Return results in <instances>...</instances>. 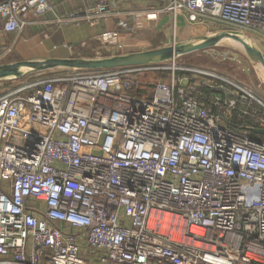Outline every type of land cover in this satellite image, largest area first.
I'll return each mask as SVG.
<instances>
[{
    "label": "built area",
    "instance_id": "2783aa9c",
    "mask_svg": "<svg viewBox=\"0 0 264 264\" xmlns=\"http://www.w3.org/2000/svg\"><path fill=\"white\" fill-rule=\"evenodd\" d=\"M88 1L54 24L95 27L124 0ZM154 1L173 24L207 18L264 37V0ZM53 10L0 0V38L14 35L0 65L29 18ZM157 17L118 28L131 35ZM156 70L71 71L0 96V264H264V142L226 115L258 129L264 118L249 119L239 85L210 73L140 97V78Z\"/></svg>",
    "mask_w": 264,
    "mask_h": 264
},
{
    "label": "rangeland",
    "instance_id": "374dc122",
    "mask_svg": "<svg viewBox=\"0 0 264 264\" xmlns=\"http://www.w3.org/2000/svg\"><path fill=\"white\" fill-rule=\"evenodd\" d=\"M57 1L60 0H54V2ZM62 1H64V3H68L71 0ZM88 2L94 3V0H89ZM70 3L71 2H69V6ZM81 3L69 7L70 12L74 13L78 10H81ZM57 10L61 11L59 8H57ZM182 23L183 22L181 21V26L180 22L175 23L176 30L174 29L173 22H169V24L166 25L162 30L147 27L148 29L143 28L138 32L135 31L131 35L128 34L126 31L119 29L117 25H115V23L112 21L105 23L101 27V31H98V33L95 35H92L93 33L91 32L95 31V29L93 27L87 26L85 23L74 24L69 22L68 24L60 23L55 26H58V29H63L62 31L64 33L67 31L71 35L73 34V32L71 31H74L78 28L81 29L77 35L78 40L80 41L77 46H73L68 42H64L61 44L62 47H59L71 53V57L67 59H105L136 52H144L159 48L171 47L177 44L195 45L202 42L203 39L213 37L216 34H229L234 38L238 37L240 40L243 41L244 44L249 47H255L264 56V37L261 35L253 33L246 29L235 27L227 23L207 18H201L200 20L191 22V24H186V26L184 25V30L182 29ZM67 25H72L73 28ZM112 27L113 29H111ZM63 32L60 33V37H62ZM106 33H117L119 38L106 42L104 39H102L103 34ZM100 50H104L103 53H101L102 56H94V52ZM11 56L12 53L9 54V56H6L4 58L3 63L7 64L9 62H13V60H10ZM44 60L46 59L30 61L18 59V61L16 62H32ZM152 65H154V67L158 68L159 70L147 73L146 75L140 78V82L156 81L170 83L172 78L174 77L175 80H183V83H186V81L189 82L188 80L192 81L194 79L196 83L204 84L207 83V81H205L206 78L201 75V73H210L218 78L217 80L212 79L217 84H220L221 80L219 79L222 78V80L224 79V81H229L231 83L239 85V88L242 92H239V95L243 94V96L246 97L249 101H237V108L244 109L245 111L252 110L254 113L257 114V116H249V119H253V116L257 118L261 116L264 118L263 76L260 75L257 69L253 66V62L251 61V59H249V57L246 56L245 53H242L241 51L237 50L236 47L231 46V44L215 45L208 49H204L190 54L179 55L174 58L164 60L158 64ZM22 71L23 73H25L27 70ZM71 71H78L81 73L102 72V70L79 71L68 70L64 68H53L45 72H34L32 74L24 75L21 74L18 78L0 80V96L3 95L9 88L22 84L25 81L27 83H31L33 80L47 79L53 75H65ZM150 74H152V76L147 77ZM200 89L201 86L199 87V93H201ZM203 93L204 92H202L201 94ZM203 95L206 96L207 94ZM237 100L240 99L238 98ZM233 112L236 111L234 110L230 112L229 116L226 115V118L229 120V122H232L235 119L233 118L235 117V114Z\"/></svg>",
    "mask_w": 264,
    "mask_h": 264
},
{
    "label": "crops",
    "instance_id": "0c3cea01",
    "mask_svg": "<svg viewBox=\"0 0 264 264\" xmlns=\"http://www.w3.org/2000/svg\"><path fill=\"white\" fill-rule=\"evenodd\" d=\"M82 1L71 0L69 1L71 2L69 6V2L64 3V1L62 0L54 2V0H50V2L54 7L53 13L35 19L33 17L29 18L30 20L34 21L33 23L35 24L30 26L27 29L26 33L23 35V37L17 41L12 51V56L10 60L16 62L18 61V59L24 61L26 60L30 61V60H43V59L70 58L71 53L59 47H62L61 44L64 42H68L73 46H77V44L80 43L77 35L81 29L78 28L75 29L74 31H71L73 32V34L71 35L67 31L64 33L62 31L63 29L61 28L58 29V26H55L58 24H54V22L56 18H64L66 17V14L71 13L69 7L75 4L77 5L82 2L81 3L82 4L81 8H82L84 0ZM57 8H59L61 11L57 10ZM157 9H159V5L154 0H124L117 9L116 13L113 14L111 18L107 19L106 21L99 22L95 27H93L95 31H91L93 33L92 35H95L98 33V31H101V27L109 21L114 22L115 25H117L118 27V23L121 20H129L133 16L135 20L139 21V20H143L147 16L149 17L152 15H156L158 17L155 20L151 18L150 21L148 22L147 27L162 30L166 25L169 24V22H172V18L170 17V15L157 14L156 12ZM82 10L83 9L78 10L77 12L74 13H79ZM181 21L183 22L182 29L184 30V25L186 26V22L181 17L178 18L176 22H180V26H181ZM175 25L176 24H174V29H175ZM67 26L73 28L72 25H67ZM147 27H145V29H148ZM111 29H113V27ZM61 32H63L62 37H60ZM13 37L14 35H8L7 37L0 38V45L2 50H4V47H7L6 45L8 44V41L13 39ZM24 39H27V41H24ZM103 51L102 50L95 51L94 56H98V57L102 56L101 53H103ZM220 93H221L220 91H214L213 94H220Z\"/></svg>",
    "mask_w": 264,
    "mask_h": 264
},
{
    "label": "water",
    "instance_id": "95a60500",
    "mask_svg": "<svg viewBox=\"0 0 264 264\" xmlns=\"http://www.w3.org/2000/svg\"><path fill=\"white\" fill-rule=\"evenodd\" d=\"M221 37L213 36L203 39L202 42L195 45H173L171 47L159 48L144 52H136L122 56H114L112 58L94 59V60H78V59H46L44 61L32 62H12L0 65V80L18 78L19 75L32 74L34 72H45L53 68H64L68 70H112L131 66H144L158 64L164 60L174 58L179 55H185L201 51L215 46ZM243 49L248 57L259 61L263 67L264 79V56L255 48L249 47L243 42ZM22 70H27L23 73ZM264 81V80H263ZM245 131H249L255 135L264 137V129H254L243 127Z\"/></svg>",
    "mask_w": 264,
    "mask_h": 264
},
{
    "label": "trees",
    "instance_id": "16d2710c",
    "mask_svg": "<svg viewBox=\"0 0 264 264\" xmlns=\"http://www.w3.org/2000/svg\"><path fill=\"white\" fill-rule=\"evenodd\" d=\"M150 76H152V74L148 75L147 77H150ZM156 83H157L156 81H153V82H145V81L140 82L139 87L137 89V94L140 97H149L150 96V92L153 90V88L156 85ZM200 91H201V93L204 92L203 94H207V95H210V94L214 93V91L212 92L211 90L203 88V87L200 89ZM227 123H229L231 128L233 130H235V131H237L241 127H245L246 124L248 126H251L252 128H256V129L260 128V125L257 124V123H252V122L251 123H249V122L242 123L241 121L235 120V119L232 122H227ZM249 135H250L251 138H253V139L257 140V141H263L264 142V137H261L259 135H255L253 133H250Z\"/></svg>",
    "mask_w": 264,
    "mask_h": 264
},
{
    "label": "bare ground",
    "instance_id": "6f19581e",
    "mask_svg": "<svg viewBox=\"0 0 264 264\" xmlns=\"http://www.w3.org/2000/svg\"><path fill=\"white\" fill-rule=\"evenodd\" d=\"M215 36L221 37V40L218 41V43L216 45L231 44V46L236 47L237 50L241 51L242 53H245V51L243 49V45L241 43L243 41L240 40L238 37L234 38L233 36H230L229 34H224V35L223 34H221V35L216 34ZM249 59H251V61L253 62V66L257 69L258 73L263 76V67H262L261 63L259 61L252 59L251 57H249Z\"/></svg>",
    "mask_w": 264,
    "mask_h": 264
}]
</instances>
